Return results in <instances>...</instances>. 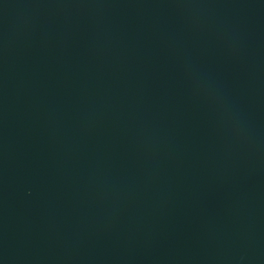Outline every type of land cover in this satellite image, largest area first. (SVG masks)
<instances>
[{"label":"water","instance_id":"obj_1","mask_svg":"<svg viewBox=\"0 0 264 264\" xmlns=\"http://www.w3.org/2000/svg\"><path fill=\"white\" fill-rule=\"evenodd\" d=\"M0 264H264V0H0Z\"/></svg>","mask_w":264,"mask_h":264}]
</instances>
